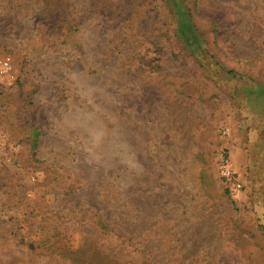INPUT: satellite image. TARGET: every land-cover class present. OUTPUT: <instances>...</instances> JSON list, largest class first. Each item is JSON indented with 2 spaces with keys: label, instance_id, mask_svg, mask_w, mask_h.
Masks as SVG:
<instances>
[{
  "label": "rangeland",
  "instance_id": "1",
  "mask_svg": "<svg viewBox=\"0 0 264 264\" xmlns=\"http://www.w3.org/2000/svg\"><path fill=\"white\" fill-rule=\"evenodd\" d=\"M185 1L202 51L162 0H0V264H264V0ZM71 72L118 100L126 189L51 134Z\"/></svg>",
  "mask_w": 264,
  "mask_h": 264
},
{
  "label": "clouds",
  "instance_id": "2",
  "mask_svg": "<svg viewBox=\"0 0 264 264\" xmlns=\"http://www.w3.org/2000/svg\"><path fill=\"white\" fill-rule=\"evenodd\" d=\"M66 78L71 96L53 121L51 134L93 171L111 173L122 169L110 178V183L118 190L130 187L145 169L116 110L118 100L90 75L71 72ZM48 103L47 97L41 100V104Z\"/></svg>",
  "mask_w": 264,
  "mask_h": 264
},
{
  "label": "trees",
  "instance_id": "3",
  "mask_svg": "<svg viewBox=\"0 0 264 264\" xmlns=\"http://www.w3.org/2000/svg\"><path fill=\"white\" fill-rule=\"evenodd\" d=\"M167 7L171 10V13L179 19V26L175 32L176 38L184 37L186 38L185 45L191 48H195V52L197 50H203V36L196 29V24L194 23L193 15L191 9L187 5L185 0H162ZM229 73H234L233 71ZM111 240L113 242L120 241L125 244L128 240H123V238L119 237L117 234L111 233ZM120 246V245H119ZM123 247H118L117 250L122 249ZM111 250L110 258L112 260V264H130V262L134 263L135 259L141 260V251H137L136 249L127 250L124 252L123 250L117 251ZM144 259V258H143ZM150 259H144L143 264H150Z\"/></svg>",
  "mask_w": 264,
  "mask_h": 264
},
{
  "label": "built area",
  "instance_id": "4",
  "mask_svg": "<svg viewBox=\"0 0 264 264\" xmlns=\"http://www.w3.org/2000/svg\"><path fill=\"white\" fill-rule=\"evenodd\" d=\"M10 70H11V62H10V58H8V57H4V58L1 60V62H0V73H1V74H6V73H8ZM222 173H223V176H224L225 178H227L228 180H230V179H233V180H234V177H233V175L231 174V172L229 171V169H227V168H223ZM237 186H238V187H241L240 182H237Z\"/></svg>",
  "mask_w": 264,
  "mask_h": 264
}]
</instances>
